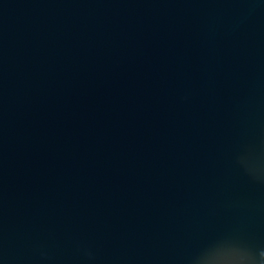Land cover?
<instances>
[{
    "label": "water",
    "instance_id": "obj_1",
    "mask_svg": "<svg viewBox=\"0 0 264 264\" xmlns=\"http://www.w3.org/2000/svg\"><path fill=\"white\" fill-rule=\"evenodd\" d=\"M261 249L264 0H0V264Z\"/></svg>",
    "mask_w": 264,
    "mask_h": 264
},
{
    "label": "clouds",
    "instance_id": "obj_2",
    "mask_svg": "<svg viewBox=\"0 0 264 264\" xmlns=\"http://www.w3.org/2000/svg\"><path fill=\"white\" fill-rule=\"evenodd\" d=\"M244 264H264V249H261L258 252L252 253L250 256L246 257Z\"/></svg>",
    "mask_w": 264,
    "mask_h": 264
}]
</instances>
